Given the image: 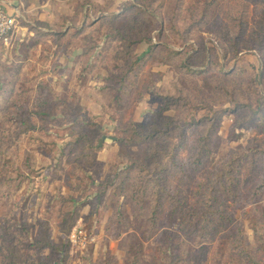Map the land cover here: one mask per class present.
<instances>
[{"label": "rangeland", "instance_id": "rangeland-1", "mask_svg": "<svg viewBox=\"0 0 264 264\" xmlns=\"http://www.w3.org/2000/svg\"><path fill=\"white\" fill-rule=\"evenodd\" d=\"M42 3L45 13L54 17L42 28L68 34L66 48L78 50L53 53L49 48L55 44L29 30L38 26L27 14L18 18L17 40L0 48V59L7 66L18 65L17 57L25 64L13 96L6 103L0 100V264H128L124 247L132 238L133 244L141 242L144 262L153 264L152 254L162 246L160 236L149 238L146 224L139 222L131 203H125L112 186L124 167L118 163L120 157L143 156L147 147L136 136L130 140L132 125L148 123L150 113L164 104L159 95L178 83L196 102L211 103L220 112L217 139L205 158V168L225 163L239 146H263L264 0H35V6ZM82 48L94 50L85 59L79 57ZM148 48H155V54L134 77L136 83L131 81L129 87L126 81L128 94L122 100L115 97L121 76L130 67L125 57L129 53L134 61ZM169 51L181 56L170 57ZM182 56H193L194 70L215 64L209 75L221 76L222 86L213 91L212 84L200 80L202 76L188 74L179 66ZM89 63H94V73L87 84ZM42 83L46 89L40 90ZM57 93L77 101L63 97L60 102ZM112 99L113 108L104 114L103 105H110ZM199 114L183 108L164 116L177 117L181 125L195 121ZM81 115L95 119L101 132L94 133ZM25 119L34 128L27 130ZM189 133L187 147L178 150L185 160L197 130ZM101 135L102 150L96 154L85 148L86 139L94 147ZM94 157L109 163L99 159L94 164ZM189 175L184 184L176 182L187 194L201 177L192 171ZM106 179L112 180L107 189ZM248 186L242 190V201L230 210L243 222L249 251L258 256L264 223L253 211L248 217L244 212L250 206L263 210L264 195L251 203L246 199ZM122 205L129 226L118 220ZM169 226L173 228V223ZM45 233L46 240L60 250L34 246ZM184 240L196 249L194 240ZM217 242L227 264H240L225 235Z\"/></svg>", "mask_w": 264, "mask_h": 264}, {"label": "trees", "instance_id": "trees-1", "mask_svg": "<svg viewBox=\"0 0 264 264\" xmlns=\"http://www.w3.org/2000/svg\"><path fill=\"white\" fill-rule=\"evenodd\" d=\"M32 20L36 22L38 28L31 26L30 29L34 30L36 35L41 36L45 41L55 44V48H49L53 53L58 54L66 50L75 51L78 49L66 48L65 40H67L68 34L52 32L48 29L42 30L41 28L47 27L48 24L35 18ZM89 25L91 28L94 27L93 20ZM0 48H4L2 42H0ZM82 49L83 52L79 54V57L85 59L91 56L94 50V48ZM153 54H155V48H148L144 55L131 61L128 58V53L125 58L130 67L122 74L120 87L115 97L121 99L128 94V91L124 90L126 86L128 87L126 81H129V87H131V81L135 80L134 77L139 76L142 66L150 60ZM168 54L170 57L181 56L180 53L173 51H169ZM191 57L193 56L178 58L181 65L177 61L173 62V60L168 62L182 66L188 74L202 76L200 80L212 84L213 91L222 86L224 82L221 76L209 75L212 67L216 66L215 64L205 66L207 68L204 70H194L191 68ZM16 61L18 65L12 67L4 64L0 59V80H2L0 82V100L5 101V103L13 96L15 86L19 83V77L22 76L25 68L22 59L17 57ZM132 76L133 80H128ZM189 81L194 82L193 80ZM45 84L40 85V90L46 89ZM184 91L185 89L180 84H171L159 95L164 104L159 110L149 115V122H146L145 125L137 123L132 125L133 132L130 140H134V136H136L137 142H146L147 147L143 156H128V160L120 157V162L117 159L118 163L124 164V167L121 170V175L117 178L118 183H113L112 186L119 189V194L124 196L125 203H131L134 216L139 222L146 224L149 238L160 236L162 246L155 247L157 253L152 254L153 264H210L211 262L213 264H227L225 262L226 257L220 252L217 242L223 235L227 237L229 251L239 258L240 264H264V244L260 245L258 256H254L248 249V238L242 220L235 218L230 210L231 205L242 201V190L247 184L249 186L246 199L251 203L256 202L258 198L264 195V145L239 146L231 152L225 163L209 169L205 168V158L212 151L211 144L217 139L216 125L220 119V112H217L211 103L196 102L189 93ZM41 93L44 94L43 91ZM55 95L60 99V102L65 97L59 93ZM43 96H40L39 99L47 104V99ZM67 97L65 99L70 102L77 101L75 98ZM114 101L115 99H112L108 106L103 105L104 114L113 108ZM44 103L42 102V104ZM183 108L186 111L200 112V114L195 117V121H185L181 125L180 121H177V117L164 116V113L169 111L177 114ZM37 113L42 116L49 115L42 111ZM80 117L85 125L93 126L91 130H94V133L101 132V126L95 119L90 118L88 120V115L87 118L85 115ZM24 121L29 127L27 130L34 128L29 121L26 119ZM196 130L197 133L190 145L189 157L185 160L179 155L178 150L180 147H187L185 136L191 134L190 131ZM73 133L74 131L71 132V134ZM176 138H179V142L176 141ZM99 139L100 143L94 144V147L91 141L86 139L85 148H92L97 154L99 150L103 149L104 135H101ZM122 141L123 139L117 138V142ZM156 141H166L167 145H156ZM96 159L94 157V164L98 161ZM124 161L126 162L123 163ZM187 167H190L191 170H188ZM190 171L200 174L201 177L197 181V186L192 189L191 193L187 194L176 182L184 184L190 178ZM23 176L20 173V177ZM111 182L112 180H105L106 189L109 188ZM121 207L120 219L118 220L121 224L129 226L126 209L123 208V205ZM251 211L254 212L257 220L264 223V209L258 210L250 206L246 208L244 217H248ZM171 223H173V228L169 226ZM46 236L47 233L43 236L44 239L36 240L33 243L34 246H39V249L51 247L52 250H60L54 243L46 240ZM184 237L194 240L193 246L196 249L193 250L188 247ZM133 239H129V243L124 247L127 251V263L146 264L142 258L141 242L133 244ZM33 263L34 261H30V264Z\"/></svg>", "mask_w": 264, "mask_h": 264}, {"label": "crops", "instance_id": "crops-1", "mask_svg": "<svg viewBox=\"0 0 264 264\" xmlns=\"http://www.w3.org/2000/svg\"><path fill=\"white\" fill-rule=\"evenodd\" d=\"M45 6L46 5L44 3H42V6H35V0H27V1H25V0H14L13 2H10L9 4H7V9L9 10L10 13L16 15L17 19L19 17H21L23 19L26 16L25 14H27L28 17L31 18V20L33 18H35V17L31 16V15H35L36 16L35 19H37L38 21L43 22V23L44 22L51 23L50 20L54 19L53 14L51 15L52 16L51 17L48 14L49 12L45 13V9H46ZM29 13L31 15H29ZM28 29H29V27H28ZM29 30L31 31V29H29ZM42 30H47V29L42 28ZM32 32H33V30H32ZM18 34H19V28L15 31V34H14V37H13L14 40L15 39L17 40V35ZM13 39H12V41H13ZM8 47L9 46L4 44V48H8ZM19 48H22V46L19 47ZM89 64H90V73L89 74L91 76L89 77V80L87 81V84L91 81V78L93 77L92 74L94 73V66H93L94 63H89ZM83 67H84V65L81 66V69ZM78 75H80V74L78 73ZM159 100H161L163 102L162 99L159 98ZM160 105H161V103L158 106H160ZM148 113H150V111ZM99 159H101L102 161H107L108 160V159L106 160L105 158L104 159L99 158ZM108 163H109V161L106 162V165H108ZM95 174H96V172H94V177H95Z\"/></svg>", "mask_w": 264, "mask_h": 264}, {"label": "built area", "instance_id": "built-area-1", "mask_svg": "<svg viewBox=\"0 0 264 264\" xmlns=\"http://www.w3.org/2000/svg\"><path fill=\"white\" fill-rule=\"evenodd\" d=\"M14 0H0V42L8 45L18 29L17 16L10 13L7 4Z\"/></svg>", "mask_w": 264, "mask_h": 264}, {"label": "water", "instance_id": "water-1", "mask_svg": "<svg viewBox=\"0 0 264 264\" xmlns=\"http://www.w3.org/2000/svg\"><path fill=\"white\" fill-rule=\"evenodd\" d=\"M114 140L116 139V138H113Z\"/></svg>", "mask_w": 264, "mask_h": 264}]
</instances>
